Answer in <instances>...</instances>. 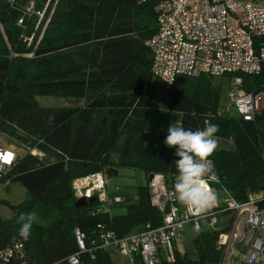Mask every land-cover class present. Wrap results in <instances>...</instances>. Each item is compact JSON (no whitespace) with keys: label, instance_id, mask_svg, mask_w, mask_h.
<instances>
[{"label":"trees","instance_id":"16d2710c","mask_svg":"<svg viewBox=\"0 0 264 264\" xmlns=\"http://www.w3.org/2000/svg\"><path fill=\"white\" fill-rule=\"evenodd\" d=\"M23 6L26 0H16ZM158 0H59L41 39L27 46L15 26L17 8L0 0V136L4 146L18 145L16 161L0 182L20 185L27 198L17 205L0 200L14 217H0V249L22 237L18 217L37 213L31 235L24 245L29 264H67L77 251L75 228L88 245L102 226L117 237L156 228L161 214L150 204L146 185L136 188V199L124 196L122 214H92L97 201L76 208L72 182L100 173L107 183L119 168L159 174L173 189L177 171L175 148L159 131L154 149L145 146L148 106L155 85L151 57L145 42L156 31ZM32 24L24 31L28 36ZM264 41V39H261ZM31 54V57L22 55ZM239 77L242 88L256 93L264 87V66L255 76ZM209 77L180 78L193 84L191 95L168 86L170 111L179 113L178 126L193 131L204 120L219 126L216 136L224 146L209 157L219 183L237 202L264 192V109L253 121L218 113L217 90ZM83 100L82 106L42 108L36 97ZM38 147L47 159L39 160L28 150ZM115 154L116 159H113ZM218 193L219 186L211 185ZM195 237V258L175 252L171 264H215L213 245L217 233L206 228ZM94 259L85 253L80 264H112L108 251L97 250ZM137 264V263H136ZM160 264H169L161 261Z\"/></svg>","mask_w":264,"mask_h":264},{"label":"built area","instance_id":"2783aa9c","mask_svg":"<svg viewBox=\"0 0 264 264\" xmlns=\"http://www.w3.org/2000/svg\"><path fill=\"white\" fill-rule=\"evenodd\" d=\"M6 2L17 8L14 24L21 31L19 38L29 46L34 37L36 44L41 39L59 0H26L21 7H16V0ZM155 14L156 31L145 46L151 57V74L159 83L173 86L180 78L255 76L264 66V0H158ZM27 24H32L28 36L24 33ZM22 56L29 58L31 54ZM227 95L243 121H253L262 110L264 87L248 93L241 79L233 77ZM16 150L11 143L0 145V181L13 167ZM28 153L47 160L38 147ZM212 184L219 186L221 206L217 202L208 214L197 216L174 199V190L162 175L152 174L147 189L150 204L161 214V224L156 228L147 225L124 237L98 226L88 245L85 234L75 228L77 251L66 259L67 264H80L85 253L93 260L97 250H115L131 264L174 263L175 239L186 224L196 232L204 224L206 231L217 233L215 264H264V192L250 193L246 200L237 202L216 176L207 178L208 187ZM72 192L75 201L95 198L97 207L92 214L110 216L124 201L107 194L100 173L75 178ZM0 264H29L24 242L17 240L0 249Z\"/></svg>","mask_w":264,"mask_h":264},{"label":"rangeland","instance_id":"374dc122","mask_svg":"<svg viewBox=\"0 0 264 264\" xmlns=\"http://www.w3.org/2000/svg\"><path fill=\"white\" fill-rule=\"evenodd\" d=\"M154 16H156L155 13ZM210 82L212 86L217 90L219 115L225 117L233 116L235 118H238V114L235 108L231 105L227 95L232 85V78H230L229 76L221 78L212 77L210 79ZM192 86V83L186 81H180L178 82V84H176L177 90L185 93L187 96L191 95ZM167 90V85L158 83L155 85L153 94L151 96L147 111L148 120L145 131V146L147 148L154 149L158 132L167 131L170 124L177 125V122L179 121L180 116L170 111L171 99L167 93ZM35 99L38 102L39 106L42 108L59 109L83 105V100H67L63 97L58 96L36 97ZM262 109H264V102H262ZM3 144L4 141L0 140V145ZM222 146H224V144L219 142L218 148ZM16 147V152H19V154L27 153L23 148L19 147L17 144ZM262 155H264V148H262ZM113 159H116L115 154L113 155ZM46 161H52V158H49ZM106 181L107 183L105 182V185L108 191L115 192L123 196H132L136 192L137 187L141 185H146L148 183V176H146L142 171H138L135 169L119 168L117 170V176L108 178ZM26 198L27 195L20 185L8 184L7 181L0 182V200L8 202L10 205H17L18 203L24 201ZM111 211L113 214H122L124 212V209L115 208ZM0 217L3 220H9L12 219L14 215L12 212L9 211L7 207L0 206ZM204 229L205 225L201 224L200 231ZM197 233L198 232L192 229L191 224L184 225L183 228L179 231L177 238L175 239V252L179 253L180 255H186L190 259H194V240L195 237L198 235ZM25 240L26 239L24 238L22 239L23 242H25ZM110 253L112 264H131L126 258L118 256L114 251Z\"/></svg>","mask_w":264,"mask_h":264},{"label":"clouds","instance_id":"9594fccd","mask_svg":"<svg viewBox=\"0 0 264 264\" xmlns=\"http://www.w3.org/2000/svg\"><path fill=\"white\" fill-rule=\"evenodd\" d=\"M218 131L219 126L207 119L204 120V128L195 131L170 124L164 141L169 148H175L174 155L178 157L174 161L177 176L173 197L197 216L208 214L218 202V193L207 185V178L215 177L209 157L218 148ZM36 222V212L22 213L18 217L19 235L27 239Z\"/></svg>","mask_w":264,"mask_h":264},{"label":"water","instance_id":"95a60500","mask_svg":"<svg viewBox=\"0 0 264 264\" xmlns=\"http://www.w3.org/2000/svg\"><path fill=\"white\" fill-rule=\"evenodd\" d=\"M150 178H151V175L149 176V179ZM94 201H95V198H91L87 200L82 198V199L76 200L74 203V206L76 208L85 207L86 205L91 204Z\"/></svg>","mask_w":264,"mask_h":264},{"label":"crops","instance_id":"0c3cea01","mask_svg":"<svg viewBox=\"0 0 264 264\" xmlns=\"http://www.w3.org/2000/svg\"><path fill=\"white\" fill-rule=\"evenodd\" d=\"M175 114H177V115H179L180 116V114L179 113H175ZM179 122V121H178ZM178 122H177V126H178ZM150 176V175H149ZM149 176H148V179H149ZM107 194L108 195H112V196H114V195H117V196H120V197H123V198H125L123 195H121V194H118V193H115V192H111V191H108V189H107ZM132 196H135L134 194L132 195ZM131 196V197H132ZM132 199H136V197H132ZM119 209V208H121L119 205L118 206H115L113 209ZM111 215H113V213H112V211H111ZM112 251H114L115 252V250H109L108 251V253H109V255L111 254L110 252H112ZM116 253V252H115ZM118 255V254H117Z\"/></svg>","mask_w":264,"mask_h":264}]
</instances>
